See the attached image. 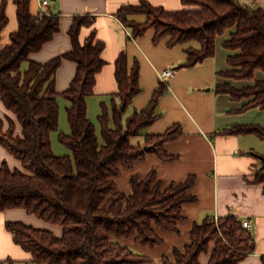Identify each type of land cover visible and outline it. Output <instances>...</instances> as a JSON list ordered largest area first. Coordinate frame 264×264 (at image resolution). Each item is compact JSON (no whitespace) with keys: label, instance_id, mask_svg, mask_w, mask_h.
Instances as JSON below:
<instances>
[{"label":"trees","instance_id":"trees-1","mask_svg":"<svg viewBox=\"0 0 264 264\" xmlns=\"http://www.w3.org/2000/svg\"><path fill=\"white\" fill-rule=\"evenodd\" d=\"M16 10L17 31L0 46V103L7 116L0 118V147L20 163V169L0 166V212L22 210L39 221L61 228V235L35 229L19 222L7 223L6 232L28 261L7 259L0 264H149L126 245L133 239L137 246L160 245L156 230L175 232L182 207L192 200L189 191L194 177L181 184L162 187L150 172L143 179L132 176L129 195L118 190L116 180L122 171L132 170L147 154L165 163L178 160L166 153V143L182 136L175 124L164 134L150 135L146 129L160 119L158 106L167 94L159 82L148 104L133 109L132 99L141 93L139 65L128 68V57L118 55L114 63L117 100L110 108L101 104L98 114L99 134L87 117V98L93 95L96 76L104 67L101 58L105 45L96 38L95 17H73L68 30L71 50L41 64L29 60L59 33L60 17L31 13L32 0H12ZM181 10L165 11L141 1L138 6L124 5L115 13L120 25L137 40L153 31V44L168 40L174 48L195 43L198 49L185 50L187 58L175 70L191 69L215 56L216 38L231 31L223 49L231 52L227 69L219 74L230 81H251L264 71V6L256 1L240 5L237 0H180ZM6 3L0 6V40L8 24ZM142 17V21L138 18ZM84 29L89 35L81 40ZM64 61L75 64V76L61 95L55 89L56 73ZM27 64L22 70L23 64ZM214 94L248 102L235 113L258 109L264 111V81L237 89L231 83L217 84ZM67 103L65 118L68 134L59 132L57 140L70 156H57L50 137L58 130L59 103ZM132 112L124 118L127 110ZM11 115V116H9ZM17 125L20 135L16 134ZM224 136H253L264 143V128L257 125L236 126L222 130ZM133 138H142L133 144ZM147 149V150H146ZM250 183L263 186L264 174ZM236 216L206 218L192 227L190 244L184 251L175 249L172 262L164 264H200L198 259L214 249L207 264H238L255 251L253 232L243 228ZM264 264V256L260 258Z\"/></svg>","mask_w":264,"mask_h":264},{"label":"crops","instance_id":"crops-1","mask_svg":"<svg viewBox=\"0 0 264 264\" xmlns=\"http://www.w3.org/2000/svg\"><path fill=\"white\" fill-rule=\"evenodd\" d=\"M141 1L165 11L182 9L180 0H51L48 12L60 17V31L37 54L31 55L29 60L45 64L66 54L71 50L67 33L72 18L82 15L96 18L93 29L97 40L105 45L101 56L105 65L96 76L93 95L87 98L86 102L87 117L95 125L97 135L101 104L104 103L110 108L113 98L117 100L114 63L119 54L124 53L128 57L129 69L134 62L139 65L141 93L132 99V107L137 111L148 104L159 83L158 75L165 70H173L174 76L166 83L167 94L159 102L158 113L161 117L147 128L146 132L150 135L164 134L173 125H180L182 136L166 143L164 147L168 155H174L178 160L165 163L154 155L147 154L143 162L136 163L132 170L122 171L116 183L118 190L129 195V181L132 176L141 180L148 173L154 172L163 188L170 184L184 183L192 176L194 183L189 191L192 200L182 207L181 217L184 219L177 223L175 232L156 230L161 238L159 246H137L133 239L127 241L126 245L140 255L148 257L149 264H164V257L172 262L175 249L184 251L189 246L193 225L201 224L206 218L236 216L241 221L250 223L255 245L254 253L238 264H260V258L264 256L263 186L249 181L253 176L263 173L264 149L256 151L253 136L217 134L236 126L257 125L264 128V111L253 109L245 115H238L235 112L245 106L247 100L236 102L227 96L214 94L217 84L231 83L219 76L228 70L226 62L232 53L224 50L223 44L228 41L231 31L216 38L213 59L191 69L175 70L185 62V50L198 49V46L190 43L169 49L168 40L154 45L153 31H148L140 39L128 41L125 29L120 25L115 12L124 5L138 6ZM254 1L264 6V0H237L240 5H251ZM3 2L6 3L5 15L8 17V24L1 34L0 46L6 47L9 36L17 31V22L13 1L0 0V6ZM38 10V0H32L31 13L35 15ZM139 20L142 21L143 18L139 17ZM89 33V30L84 29L81 40ZM75 70V64L69 61H64L58 69L55 89L60 95L67 91L76 74ZM57 103L63 114V109L65 111L68 104L60 96ZM4 110L0 103V111ZM131 112L132 109H129L126 114ZM136 140H141L137 141L138 144L142 143V138ZM7 154L0 147V160L2 157H8ZM21 211L0 212V261H28L29 256L14 245L13 238L5 230L7 223L27 219L26 216L23 217L27 213ZM52 234L54 235L53 232ZM214 248V243L211 242L208 252L201 255L198 262L207 264Z\"/></svg>","mask_w":264,"mask_h":264},{"label":"rangeland","instance_id":"rangeland-1","mask_svg":"<svg viewBox=\"0 0 264 264\" xmlns=\"http://www.w3.org/2000/svg\"><path fill=\"white\" fill-rule=\"evenodd\" d=\"M258 6H262V5H259L258 4ZM225 34H227V33H225ZM26 65L27 64H25V63L22 65L21 72H22V70H24L26 68ZM255 81H258V82L259 81H264V71H261V70L257 71L254 74L253 80H251V81H246V80H244V81L230 80V82L233 84V86H235L237 89H243V88L248 87V86H253ZM243 101H245V100H243ZM67 104L69 105V103H67ZM68 105H67V107H68ZM246 112L245 113H242V114H238V115H245V114H247ZM127 114H126V116H127ZM5 116H7V113L5 112V110L3 112L0 111V118L4 122H6V124H7V121L5 120ZM9 116H11V115H9ZM58 118H59L58 130L56 132H54V134H52L51 137H50L51 148L53 150V153L55 155H57V156H70V151H68V149L66 147H64L62 144H60L58 142V140H57V137H58L59 132L65 133V134H67V132H68L67 119L65 118V111L63 109V114H62L61 113V107L59 109V117ZM124 118H126L125 117V114H124ZM15 132H16V134L20 135V127L18 125H17V127L15 129ZM251 138H253V137H251ZM252 140L255 142V145L256 146H254V147H255L256 151H258V150L261 151V150L264 149V143L263 142L258 141V139H256L255 137ZM137 141L138 142H141V140H136V138H133L131 140V142L133 144H136ZM7 156L8 157H2V159L0 160V166L2 165V163L7 164V166L9 168H11V169H16V168H18L17 166H20V164H18V162L12 157L11 154L10 155L7 154ZM13 163H15L17 165H14ZM18 169H20V168H18ZM21 212H23V211H21ZM24 216H26L27 219L26 218L25 219L22 218V220H15V221L20 222V223H23L26 226L27 225L32 226V227L34 226L33 228H35V229H39V230L45 229V230H48V231H52L54 233V235H56V236L57 235L58 236L61 235V231L59 230L61 228L59 226H56L55 227V226H52V225H50V224H48L46 222L39 221L35 217L30 216L28 214L23 215V217Z\"/></svg>","mask_w":264,"mask_h":264},{"label":"built area","instance_id":"built-area-1","mask_svg":"<svg viewBox=\"0 0 264 264\" xmlns=\"http://www.w3.org/2000/svg\"><path fill=\"white\" fill-rule=\"evenodd\" d=\"M51 0H38V4H39V10H38V14L39 15H44V16H48V8L50 6ZM125 33L128 37H130L129 33H127L126 29H125ZM174 76V72L173 70H165L164 72H162L161 74L158 75V80L159 82L163 83L164 85H166L167 80H170V78H172ZM167 86V85H166ZM217 218L214 219V222H217ZM243 228L246 230L251 229V225L250 223L244 222L243 223Z\"/></svg>","mask_w":264,"mask_h":264},{"label":"water","instance_id":"water-1","mask_svg":"<svg viewBox=\"0 0 264 264\" xmlns=\"http://www.w3.org/2000/svg\"><path fill=\"white\" fill-rule=\"evenodd\" d=\"M146 150H147V149H146ZM263 161H264V159H263ZM262 168H263V174H264V165H263V167H262Z\"/></svg>","mask_w":264,"mask_h":264}]
</instances>
